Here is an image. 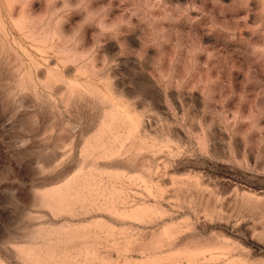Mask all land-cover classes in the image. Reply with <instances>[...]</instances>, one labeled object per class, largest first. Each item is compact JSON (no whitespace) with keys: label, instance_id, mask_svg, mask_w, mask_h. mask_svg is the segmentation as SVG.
I'll return each instance as SVG.
<instances>
[{"label":"rangeland","instance_id":"obj_1","mask_svg":"<svg viewBox=\"0 0 264 264\" xmlns=\"http://www.w3.org/2000/svg\"><path fill=\"white\" fill-rule=\"evenodd\" d=\"M87 9L0 0V264H264V0Z\"/></svg>","mask_w":264,"mask_h":264},{"label":"clouds","instance_id":"obj_2","mask_svg":"<svg viewBox=\"0 0 264 264\" xmlns=\"http://www.w3.org/2000/svg\"><path fill=\"white\" fill-rule=\"evenodd\" d=\"M60 3L61 8L67 11V18L63 21L64 23H70V18L73 13L79 14L86 3L88 9L84 11V15L81 19L76 21L75 24L71 25L70 32L66 33V36L77 43H83L84 34L88 28L94 29L92 32V39L95 41L101 34H107L109 31L115 30L123 26V22L120 17L108 20V15L111 11L112 0H109L108 4H102L99 8L93 9L91 5L95 3V0H55ZM89 16L92 18L89 19ZM86 38V37H85Z\"/></svg>","mask_w":264,"mask_h":264}]
</instances>
